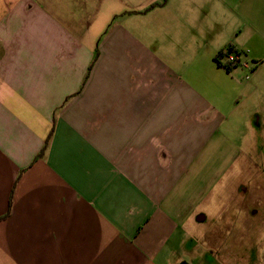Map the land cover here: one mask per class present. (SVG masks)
<instances>
[{"label": "crops", "instance_id": "1", "mask_svg": "<svg viewBox=\"0 0 264 264\" xmlns=\"http://www.w3.org/2000/svg\"><path fill=\"white\" fill-rule=\"evenodd\" d=\"M255 21L264 0H0V264H264V112L214 61Z\"/></svg>", "mask_w": 264, "mask_h": 264}, {"label": "rangeland", "instance_id": "2", "mask_svg": "<svg viewBox=\"0 0 264 264\" xmlns=\"http://www.w3.org/2000/svg\"><path fill=\"white\" fill-rule=\"evenodd\" d=\"M255 24V27H252V31L254 34L252 38L248 39L244 36L235 38V41H233L234 43H232V45L235 46L237 51L236 53H231V55L237 56V53L239 55V63L235 69H237V73L240 74V79L245 82H253L255 84V91L252 93L251 100L256 103L257 108L258 105L261 104L259 108L261 107L262 113L264 112V23L255 21ZM233 39L227 42H230ZM229 44L230 43H227L225 46ZM245 64H247V68L244 67ZM255 71L256 73L253 75ZM260 127L261 136H264V122H261ZM260 133L256 134L257 137L255 136L256 145H262V143H264V140L258 137L260 136ZM258 159L259 157H257V162H259ZM210 226V222H208V227ZM203 227L207 228L206 225H204ZM210 240L212 242V239ZM198 254L200 253L198 252L197 255ZM202 257L203 254H201V256H198V259H206L207 261L209 260V257Z\"/></svg>", "mask_w": 264, "mask_h": 264}, {"label": "trees", "instance_id": "3", "mask_svg": "<svg viewBox=\"0 0 264 264\" xmlns=\"http://www.w3.org/2000/svg\"><path fill=\"white\" fill-rule=\"evenodd\" d=\"M231 53H236V51L231 46H229L226 49L219 51L214 58V61L217 63V65L221 68H224L227 72L232 71L238 66V64L235 65L228 61V57L231 55ZM237 56H239L238 53Z\"/></svg>", "mask_w": 264, "mask_h": 264}, {"label": "built area", "instance_id": "4", "mask_svg": "<svg viewBox=\"0 0 264 264\" xmlns=\"http://www.w3.org/2000/svg\"><path fill=\"white\" fill-rule=\"evenodd\" d=\"M228 61H230L231 63H233V64L236 65V64L239 63V56H232V55H230L228 57ZM244 67L247 68V64H245Z\"/></svg>", "mask_w": 264, "mask_h": 264}]
</instances>
